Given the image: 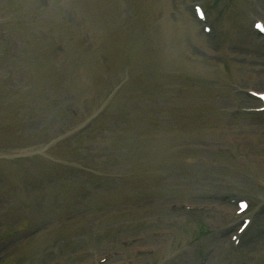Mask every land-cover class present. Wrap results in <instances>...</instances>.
<instances>
[{"label":"rangeland","instance_id":"374dc122","mask_svg":"<svg viewBox=\"0 0 264 264\" xmlns=\"http://www.w3.org/2000/svg\"><path fill=\"white\" fill-rule=\"evenodd\" d=\"M254 17L264 0H0V158L33 156L1 162L5 264H264Z\"/></svg>","mask_w":264,"mask_h":264}]
</instances>
